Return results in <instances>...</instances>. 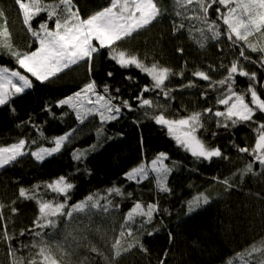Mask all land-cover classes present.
Wrapping results in <instances>:
<instances>
[{"label":"trees","instance_id":"obj_1","mask_svg":"<svg viewBox=\"0 0 264 264\" xmlns=\"http://www.w3.org/2000/svg\"><path fill=\"white\" fill-rule=\"evenodd\" d=\"M173 1L157 0L164 14L148 28L120 42L118 48L137 55L146 64L155 62L169 67L174 73L184 69L183 79L174 75L170 82H166L174 88L189 80L196 84L193 88L174 90L171 95L175 99L171 101L159 97L161 103L168 105L165 114L169 118L187 116L192 111H202L206 107L224 110L223 106L216 104L217 93L207 87L209 82L196 80L191 72L204 70L213 79L222 78L226 69H219V65L222 62L230 65L237 58L239 49H231L230 42L223 35L219 41L209 40L204 48H200L197 43L199 37L189 32L186 26L174 34L173 21L179 22L180 18L175 14ZM74 3L81 16L86 18L107 6L109 0H74ZM215 7L218 5H213V9ZM213 9L209 12L210 19H215ZM0 10L5 13L0 17V29L8 28L13 46L18 50H31L28 45L32 43L34 48L36 45L23 25L15 0H0ZM43 18L42 14L37 19ZM217 23L223 32L226 26L221 21ZM36 26L37 21L34 20L33 27ZM3 39L0 37V40ZM250 39L257 41V37ZM181 48L182 53L177 51ZM106 53L107 50H104V54L95 58L91 76L85 63L75 65L50 82H34L33 89L14 98V113L8 106L0 107V146L25 139L35 150L39 146H54L50 142L53 138L71 133L61 152L47 157L43 162L36 161L28 154L18 158L13 165L0 169V216L3 217L0 219V264H13V260L21 256L25 258V264L30 259L39 262L42 257L38 252L42 246L51 250L58 264H160L161 260L164 264H226L228 260H232L233 264H259V256H250L249 250L253 245L259 246L264 242V171L258 163H254L253 173L242 174L241 170L253 158L246 153H239L235 147L254 146L255 133L252 129L256 125L246 123L228 130L218 129L215 126L216 118L208 114L205 117L206 129H201L198 135L210 146L219 147L227 157L214 158L211 163L197 161L178 147L166 130L151 120H145L138 128L133 120L139 113L126 112L119 121L105 125L104 135L98 136V117H89L81 123L67 107L56 108L55 101L73 94L90 79H95L98 85L108 83L112 90L119 87L120 95L125 99L136 96L143 85L151 84L150 79L139 70L119 68L107 58ZM247 54L254 59L259 55L251 52ZM209 65L219 70L212 71ZM0 66L23 72L18 69L13 58L2 53ZM245 67L256 71L259 80L264 82V70L254 64L246 63ZM110 71L114 73L111 79L107 76ZM129 75L137 82L130 83L125 78ZM236 82L239 90L246 89L249 84L247 78L243 77H237ZM257 90L264 99V89L258 86ZM205 92L206 99L201 97V93ZM154 95L145 94L146 98H153ZM46 105H52L55 117L44 110ZM254 120L264 122V114L257 112ZM34 124L36 127H33ZM41 131L46 139H40ZM213 132L217 134L213 136ZM118 133H123V137L107 138ZM32 140L38 143L32 144ZM94 144L97 147L88 152L86 160L78 162L72 158L75 149H88ZM160 152L168 155L169 160L165 163L173 168L168 179V186L172 190L170 194L158 192L154 176L139 184L125 179V173L132 167L142 161L149 164ZM61 175L75 185L70 193L69 207L85 200L89 194L107 196V189L114 186L121 187L125 193L122 197L109 196L113 204H119L120 207L110 209L109 213L95 209L91 210V215L74 213L71 220L66 216L53 217L51 219L57 223L55 228H35V221L40 216L39 204L35 199L20 197L19 189L43 186ZM224 179H229L232 187L222 183ZM129 192L132 193L131 197L126 195ZM200 192L209 197L210 203L187 215L186 201ZM41 193L45 199L55 195L47 193L43 187ZM56 200L63 202V197H56ZM137 201L145 206L147 203H159L161 213L154 214L152 224L146 226L148 230L159 228V231L149 237L136 230L129 242L125 239L121 241V253L117 256L113 245L120 239L119 233L127 211ZM104 202L101 199V204ZM163 209L168 211L163 212ZM64 211L67 212L68 208ZM5 229L13 237L11 241L3 239ZM33 229L42 232L43 236H35ZM21 232H24L23 236ZM169 232L173 235L171 243ZM137 236L147 252L139 246L124 251L123 248L133 244ZM34 243L36 247H32ZM9 246L15 250V258L9 254ZM93 248L97 251H92Z\"/></svg>","mask_w":264,"mask_h":264},{"label":"snow or ice","instance_id":"obj_2","mask_svg":"<svg viewBox=\"0 0 264 264\" xmlns=\"http://www.w3.org/2000/svg\"><path fill=\"white\" fill-rule=\"evenodd\" d=\"M177 9L176 16L180 18L179 22L173 21L174 34L185 29L184 20L196 21L188 29L191 32L195 29L199 33L197 40L198 46L204 48L209 40L219 41L226 36L230 42L231 49H239L236 59L230 62V65L221 63L219 69H226L222 78L213 79L207 71L194 70L191 76L196 80L209 82L207 87L216 92L215 102L218 106H223L224 110L212 107H206L202 111H192L187 116L169 118L165 113L168 105L161 103L159 97L171 101L175 99L171 95L174 90H183L184 88L196 87V84L189 80L186 84H181L174 88L170 85V78L174 75L181 79L184 77V69L174 73L169 67L162 66L159 63L146 64L137 55L128 53L118 48L120 42L132 38L135 33L148 28L154 22L158 21L164 12L157 3V0H109L107 6L88 15L86 18L81 16L78 6L74 0H15L22 15L23 25L27 32L33 38L35 47L29 43L31 50H18L10 42L9 31L7 27L0 29V53L6 54L14 59L18 69H12L8 66H0V107L8 106L14 113L15 108L13 100L15 97L24 94L27 90L33 89L34 82L41 84L50 82L53 78L75 65L85 63L89 75L94 71L95 58L104 54L107 50V58L114 62L121 69L135 68L147 76L151 84L143 85L139 93L130 98H123L120 95L119 87L114 90L108 83L98 85L95 79H90L83 87L65 98L55 101L56 108L67 107L73 111L77 120L81 123L89 117H98L99 128L98 136L104 135V126L122 119L126 112L139 113L133 120L137 125L145 120H151L161 129L166 130L167 135L175 141L178 147L197 161L211 163L214 158H224L222 150L219 147H213L198 135L201 129H206L205 117L211 114L216 118V128H235L239 124H255L252 129L255 133L254 146L235 145L239 153H246L253 158L248 163L242 174L253 173V164L258 163L261 169H264V122H257L254 117L257 112L264 114V99L258 92L257 87L264 89V82L258 78L256 71H250L245 64H254L259 69L264 70V0H174ZM213 5H218L213 9ZM210 9L215 13V19L209 18ZM191 13V14H189ZM43 19H37L41 15ZM5 13L0 10V17ZM37 21V26L33 27V21ZM221 21L225 30L221 31ZM7 22L5 21V24ZM51 25V26H50ZM250 37H258L256 42ZM259 54L257 58L248 55L247 52ZM177 51L183 52V49ZM243 61L244 63H242ZM212 71H218L215 66L209 65ZM107 76L111 79L113 72H108ZM237 77L247 78L249 84L246 89L237 88ZM34 78V80L32 79ZM130 83L137 81L132 76L125 77ZM155 94L153 98H146L145 94ZM202 98H207V93H201ZM249 97V99H246ZM135 105V106H134ZM45 111L55 117L52 112V105H46ZM33 127H36L34 124ZM217 133L213 132L215 136ZM71 133L60 135L53 138L50 142L51 147L39 146L35 150L25 140L20 139L16 143L8 146H0V169L11 166L18 158L30 154L38 162H43L47 157H51L66 146ZM123 133L108 136V139L122 138ZM40 139H46L44 133L40 132ZM32 144H37V140H32ZM143 145V137L141 136ZM97 145H90L88 149H75L72 158L78 162L87 159V154L94 151ZM169 157L166 153L160 152L155 158L151 159L149 164L140 162L125 173V179L137 184L149 180L154 176L155 185L159 193L170 194L171 188L168 186V179L173 171L165 161ZM228 187H232L229 179L221 181ZM41 187L51 194H55L51 199H45L41 193ZM75 187L64 175L59 176L43 186L34 185L31 189L20 187L19 196L26 200L35 199L39 204L40 216L35 221V228H55L56 220L51 219L58 216H66L69 220L73 219L74 213H85L91 215V210L109 213L110 209H118L119 204H113L109 196L122 197L125 195L121 187H111L107 189L108 195L100 197L97 194H89L85 200L77 202L69 207L68 201L71 199L70 193ZM128 197L132 196L129 192ZM56 197H63V202L56 200ZM101 199L105 202L101 204ZM210 203L209 197L200 192L186 201V214L190 215ZM68 208V211L64 210ZM15 212V209H13ZM163 209V212H167ZM161 208L158 202L147 203L134 202L133 206L127 211L124 217V223L121 225L120 237L125 235L132 237V225H137V232L146 233L151 237L159 228L148 230L147 225L152 224L154 214L159 215ZM142 218L137 224V218ZM0 219H3L0 216ZM35 236L42 237V232L32 230ZM21 236L24 232L20 233ZM3 239L11 241L13 239L5 229ZM173 240V235L169 232V243ZM43 243V240H42ZM264 245V242H262ZM139 246L144 252L147 249L140 243L139 236L135 238L133 244L123 248L128 251L130 248ZM24 247H27L26 245ZM32 247H36L34 243ZM113 247L116 249V255L121 253V240L117 239ZM92 251H97L95 248ZM255 245L249 252H255ZM261 251L264 252V246ZM9 254L14 258L16 252L9 246ZM38 255L42 259L37 262L36 259H30L28 264H58L57 260L51 255V250L42 246L39 248ZM167 256V252L164 254ZM13 264H25V258L14 259ZM160 264H164L161 260ZM226 264H233L228 260ZM259 264H264L261 260Z\"/></svg>","mask_w":264,"mask_h":264},{"label":"rangeland","instance_id":"obj_3","mask_svg":"<svg viewBox=\"0 0 264 264\" xmlns=\"http://www.w3.org/2000/svg\"><path fill=\"white\" fill-rule=\"evenodd\" d=\"M173 3H174V1H173ZM174 5H175V3H174ZM175 7H176V5H175ZM177 10H180V11H183V9H177V7H176V11ZM189 14H191V13H189ZM185 22H186V28H190L191 27V25H193V24H196L197 22L196 21H188V20H184ZM183 21V22H184ZM192 33H194L197 37H199V33L198 32H196L195 31V29H193L192 31H191ZM257 39H258V37H257ZM263 171H264V169H262ZM142 218H137V224L139 223V221L141 220ZM132 228H133V236L132 237H129V236H127V235H125L124 237H120V240L122 241V240H128V242L132 239V238H134V236H135V232H136V230H137V225H132ZM132 243V242H131ZM262 246H264V245H259V246H256V248H257V251H255V252H251V253H249V255L250 256H252V255H257V256H259V260H264V252H262L261 251V248H262Z\"/></svg>","mask_w":264,"mask_h":264}]
</instances>
